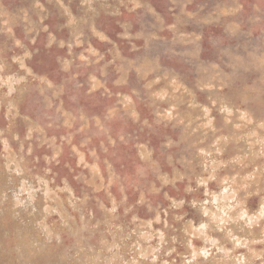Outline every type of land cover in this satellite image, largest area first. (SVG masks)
<instances>
[{"label": "rangeland", "instance_id": "1", "mask_svg": "<svg viewBox=\"0 0 264 264\" xmlns=\"http://www.w3.org/2000/svg\"><path fill=\"white\" fill-rule=\"evenodd\" d=\"M0 264H264V0H0Z\"/></svg>", "mask_w": 264, "mask_h": 264}]
</instances>
